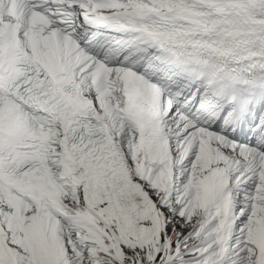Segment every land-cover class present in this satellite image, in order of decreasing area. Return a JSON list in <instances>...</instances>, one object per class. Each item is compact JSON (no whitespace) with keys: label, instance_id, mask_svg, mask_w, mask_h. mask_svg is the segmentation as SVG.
I'll return each mask as SVG.
<instances>
[{"label":"snow or ice","instance_id":"1","mask_svg":"<svg viewBox=\"0 0 264 264\" xmlns=\"http://www.w3.org/2000/svg\"><path fill=\"white\" fill-rule=\"evenodd\" d=\"M0 264H264V0H0Z\"/></svg>","mask_w":264,"mask_h":264}]
</instances>
